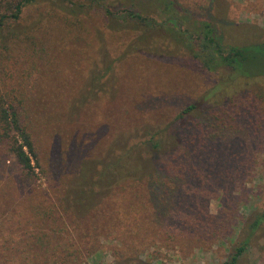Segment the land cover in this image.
Segmentation results:
<instances>
[{
	"label": "rangeland",
	"instance_id": "obj_1",
	"mask_svg": "<svg viewBox=\"0 0 264 264\" xmlns=\"http://www.w3.org/2000/svg\"><path fill=\"white\" fill-rule=\"evenodd\" d=\"M67 1L74 5L36 0L25 7L0 44L8 75L26 93L38 83V159L54 161L58 175L56 211L42 203L55 214L46 227L36 217L45 170L25 174L0 140V264H228L245 237L236 264H264V222L252 234L247 229L264 210V77L224 83L226 73L205 71L180 43L160 36L156 0ZM172 1L209 22L223 44L264 42V0ZM125 8L156 27L136 50L129 46L145 22L124 19ZM1 69L0 62V79ZM190 106L183 122L174 121ZM150 138L160 144L155 155ZM126 153L164 163L155 183L159 196L168 191L166 207L150 181L117 179L111 209L79 220L85 238L78 227L58 233L83 167L93 177ZM37 232L47 248L30 238Z\"/></svg>",
	"mask_w": 264,
	"mask_h": 264
},
{
	"label": "trees",
	"instance_id": "obj_2",
	"mask_svg": "<svg viewBox=\"0 0 264 264\" xmlns=\"http://www.w3.org/2000/svg\"><path fill=\"white\" fill-rule=\"evenodd\" d=\"M36 0H0V44L3 39L6 38L4 29L11 23H16L22 11L25 7L32 5ZM59 2L65 1L67 4L74 5L71 1L57 0ZM91 2L93 0H90ZM129 6H131L130 2ZM161 16V21L157 25L158 29L164 33H161L162 37L168 38V36L180 43L185 51L195 59L201 67L209 73H226L227 79L224 83L233 81L235 78H257L264 77V42H257L249 45L233 46L230 44H223L214 36V30L211 24L204 20L197 21L183 10H180L172 0H156L154 6ZM104 13L108 12L103 7H99ZM124 19L134 20L136 24L138 22H145L141 32L137 33V37L134 42L129 46L132 50H136L137 44H143L153 36L156 32V27H150L151 20L141 18L140 15L133 14L130 8H125ZM136 44V45H134ZM141 46V47H142ZM140 50H143L140 48ZM146 52V51H145ZM6 56L0 52V62L2 64V75L0 79V140L5 141L8 151L14 158L15 164L27 175H33L34 171H43L46 179L45 188L37 190L42 192L44 197L42 201L37 204L40 212L37 214V220L44 223L46 227H49L51 221L54 219L55 214H49V211H44L43 202L46 198L47 205L56 211V198L54 196L55 182L58 181V175H55L54 161L47 160L45 164L40 163L38 159V146L39 132L35 134V120L39 116L34 110H36L39 102L38 90L34 83L30 88L34 93H26L24 87L20 85L21 82L16 83L10 75L7 73V61ZM223 84V83H222ZM20 86V87H19ZM19 87V88H18ZM23 90V92H22ZM195 108L190 106L185 111L180 112L174 121L183 122L187 111ZM33 110V111H32ZM169 142L174 144L175 138L168 136ZM148 147L153 155L160 149L159 141H147ZM170 143H168V153L172 152ZM130 154H125L122 159H109L107 163L101 167L102 169L97 171L95 176H91V170L86 165L80 172L77 179L73 181L69 191V199L67 201L68 209L70 210V216L67 215V211L64 214L65 222L61 226V230L58 233H63L65 230H75L78 227V234L84 235L79 220L84 218V215H90L96 217L102 215L105 210L111 209L109 201L111 198L112 187L118 179L131 181L135 180L150 181V187L153 190L152 194L154 198L160 200L165 204L166 198L161 200L165 195H168V191H163L158 195L159 184L155 183L157 180L156 174L160 172L161 166L164 165L160 159H133ZM129 158V159H127ZM150 160V163H146ZM227 159H211L212 165L224 164V167L229 166L226 162ZM232 162L233 159H229ZM153 162V164H151ZM44 166V167H42ZM151 167V169H150ZM149 168V169H148ZM97 186V187H96ZM171 193V192H169ZM163 194V195H162ZM27 195H30L28 193ZM50 196V197H46ZM150 197V195H148ZM153 198V197H152ZM153 198V199H154ZM125 201V200H124ZM135 201V200H134ZM126 202V201H125ZM135 206L136 204L130 203ZM44 211V213H43ZM74 213H76V219H73ZM42 214V215H41ZM97 214V215H96ZM41 215V216H40ZM264 222V210L256 214L248 224L247 229L252 234L256 228ZM86 227L92 231L93 224L87 223ZM76 226V227H75ZM44 235L41 233H32L31 239H34V243L41 248H47L46 241H44ZM248 246V238H243L235 247L232 248V254L230 256L228 264H236L238 259L243 255Z\"/></svg>",
	"mask_w": 264,
	"mask_h": 264
}]
</instances>
